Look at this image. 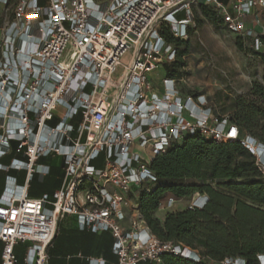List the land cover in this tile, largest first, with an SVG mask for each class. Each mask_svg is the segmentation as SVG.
Returning a JSON list of instances; mask_svg holds the SVG:
<instances>
[{
	"label": "built area",
	"instance_id": "obj_1",
	"mask_svg": "<svg viewBox=\"0 0 264 264\" xmlns=\"http://www.w3.org/2000/svg\"><path fill=\"white\" fill-rule=\"evenodd\" d=\"M11 6V0H0ZM0 25V264H49L48 248L60 221L75 216L79 230L108 231L116 264H160L164 255L195 262L204 257L181 242L162 240L143 220L139 203L130 226L122 222L125 195L157 181L151 159L201 133L217 142L239 140L257 157L264 173V144L242 136L205 95L182 92L183 79L150 73L176 58V47L161 35L189 38L195 8L205 4L229 33L263 50L264 0H17ZM260 27V31L257 30ZM128 65L113 73L126 53ZM63 114L57 118V110ZM147 152V153H144ZM104 153V165L92 162ZM9 162L3 158L11 156ZM64 159L62 186L51 197L29 196L34 177L43 182L50 166L42 158ZM25 172L20 183L10 172ZM109 186L119 189L112 192ZM150 191L149 187H146ZM176 199L169 198L168 208ZM196 194L189 207H203ZM25 245L22 259L17 245ZM83 264H107L87 257ZM220 264H246L243 257ZM264 264V254L258 263Z\"/></svg>",
	"mask_w": 264,
	"mask_h": 264
},
{
	"label": "trees",
	"instance_id": "obj_2",
	"mask_svg": "<svg viewBox=\"0 0 264 264\" xmlns=\"http://www.w3.org/2000/svg\"><path fill=\"white\" fill-rule=\"evenodd\" d=\"M16 1L11 0V3ZM199 8L200 13L197 8L194 10L195 24L199 14L221 22L209 6L200 4ZM201 23L198 21V26ZM193 29L189 30V34ZM161 35L175 45L177 53L175 60L163 64L164 75L181 79L185 74L183 57L190 51L188 48L179 51V47L188 44V41L175 37L166 26L162 27ZM238 39L245 41L241 37ZM261 41L264 43V36ZM260 51L264 52V49ZM249 96L252 99L242 96L226 109L229 113L218 115L228 116L238 126L242 136H251L264 144V85L255 82ZM104 156L101 153L92 163L102 167ZM11 157H5L3 161L9 162ZM44 159L40 162L45 163ZM45 164L50 166L51 174L55 165ZM63 167L64 159L60 169ZM150 168L155 172L157 181L139 189L138 203L143 220L160 239L181 242L198 250L204 257L202 262H195L167 254L160 264H206V260L220 264L234 257H243L246 264L258 263V255L264 254V173L257 157L241 141L217 142L205 139L199 132L190 134L182 143L156 154L150 161ZM16 173V170L10 172L14 176H17ZM46 179L40 182L34 177L30 183L37 181L44 184ZM4 185L5 177L0 194ZM198 193L208 196L203 207L188 206L184 210L170 212L164 221L154 217L153 212L165 206L169 198L178 200L194 197ZM102 233L110 232L92 234ZM113 241L112 236L110 253L113 259L105 258L107 264L118 262L112 251ZM20 246H16L17 254Z\"/></svg>",
	"mask_w": 264,
	"mask_h": 264
},
{
	"label": "rangeland",
	"instance_id": "obj_3",
	"mask_svg": "<svg viewBox=\"0 0 264 264\" xmlns=\"http://www.w3.org/2000/svg\"><path fill=\"white\" fill-rule=\"evenodd\" d=\"M13 5L6 7L0 4V24L12 16ZM197 10L200 13L199 6ZM197 20L202 22L200 26ZM197 20L186 39L188 44L179 47V51L186 48L190 51L183 57L185 74L181 78L184 80L181 83L182 92L205 95L213 110L223 115L229 113L226 109L240 97L252 99L249 95L255 82L264 85V52L256 50L252 40H240L237 35L223 29L221 22H214L201 14ZM257 30L261 32L260 27ZM130 60L131 54L128 52L121 59L122 64L114 71V78L122 75L124 65H128ZM162 75L164 71L161 66L150 73V81L155 84L156 80L161 81ZM192 197L177 200L171 208L163 206L162 210L154 211L153 215L164 221L168 213L187 208ZM206 264L218 263L206 260Z\"/></svg>",
	"mask_w": 264,
	"mask_h": 264
},
{
	"label": "crops",
	"instance_id": "obj_4",
	"mask_svg": "<svg viewBox=\"0 0 264 264\" xmlns=\"http://www.w3.org/2000/svg\"><path fill=\"white\" fill-rule=\"evenodd\" d=\"M223 28L222 24H220ZM224 29V28H223ZM164 75L161 76V79ZM160 79V78H159ZM156 80L155 84L160 85ZM63 114V110H57V118ZM144 153H147L144 151ZM45 163H52L54 168L51 174L47 176L46 183L42 184L37 181L30 183L29 196L32 198H39L43 194H49L51 197L54 192L62 186L63 174L65 167L63 166V158L57 155H52L45 158ZM20 183L25 181V172L17 171L16 173ZM5 174L0 172V190L4 182ZM112 192L120 193L121 191L113 186H109ZM129 204L125 207L127 214L126 219L122 222L125 227L130 226V218L132 214L137 213L138 194L136 188L132 192L125 195ZM133 198V199H132ZM134 200H137L134 202ZM179 200V199H178ZM190 205V204H189ZM162 210V207L157 211ZM112 243V235L110 233L92 234L89 231H80L77 226L76 218L72 215H66L59 224L58 232L52 244L48 248L49 264H83L87 257H103L106 259H113L110 253V246ZM18 254L23 257L25 254V245L18 248Z\"/></svg>",
	"mask_w": 264,
	"mask_h": 264
}]
</instances>
